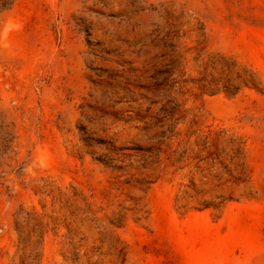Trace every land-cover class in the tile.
I'll use <instances>...</instances> for the list:
<instances>
[{"label":"rangeland","instance_id":"374dc122","mask_svg":"<svg viewBox=\"0 0 264 264\" xmlns=\"http://www.w3.org/2000/svg\"><path fill=\"white\" fill-rule=\"evenodd\" d=\"M0 264H264V0H0Z\"/></svg>","mask_w":264,"mask_h":264}]
</instances>
